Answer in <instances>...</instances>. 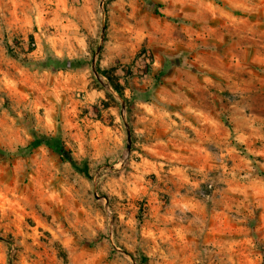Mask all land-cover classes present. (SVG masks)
<instances>
[{"label":"rangeland","instance_id":"rangeland-1","mask_svg":"<svg viewBox=\"0 0 264 264\" xmlns=\"http://www.w3.org/2000/svg\"><path fill=\"white\" fill-rule=\"evenodd\" d=\"M82 2L0 0V264H264V0H85L99 40L28 55Z\"/></svg>","mask_w":264,"mask_h":264},{"label":"crops","instance_id":"crops-1","mask_svg":"<svg viewBox=\"0 0 264 264\" xmlns=\"http://www.w3.org/2000/svg\"><path fill=\"white\" fill-rule=\"evenodd\" d=\"M82 1V4L64 8L66 15H58L56 11H41L37 14L33 29L20 28V34L30 39L27 43L36 46V50L30 51L28 55L36 53L42 56L44 48L48 47L57 56L72 58L83 53L82 49L92 39L99 40V16L96 9L85 0Z\"/></svg>","mask_w":264,"mask_h":264},{"label":"trees","instance_id":"trees-1","mask_svg":"<svg viewBox=\"0 0 264 264\" xmlns=\"http://www.w3.org/2000/svg\"><path fill=\"white\" fill-rule=\"evenodd\" d=\"M58 61L62 62L61 60H58ZM65 61H67V60H64L63 62H65ZM110 71H113V70H101L98 67L94 69V73L98 77H103L104 79H106L108 81L110 87L114 91V93L116 95H118L119 97H121L122 99H124L123 91L125 89L123 86H121L119 84V78H116V77L113 78L112 76H110V74H109ZM40 145H45L50 150L54 151L59 156V158L61 160L66 161V162L70 163L71 165H75V162L71 158L70 153L65 150V147L59 138H57V137H42V138L35 139L26 148V150H31V149L37 148ZM242 153H244L243 150H242ZM249 159H252V158L250 157ZM259 175L264 177V173H262V172H259Z\"/></svg>","mask_w":264,"mask_h":264},{"label":"built area","instance_id":"built-area-1","mask_svg":"<svg viewBox=\"0 0 264 264\" xmlns=\"http://www.w3.org/2000/svg\"><path fill=\"white\" fill-rule=\"evenodd\" d=\"M32 46H34V44H32Z\"/></svg>","mask_w":264,"mask_h":264}]
</instances>
